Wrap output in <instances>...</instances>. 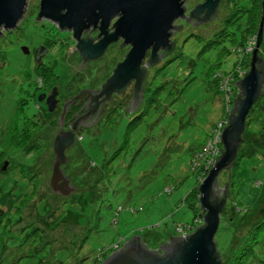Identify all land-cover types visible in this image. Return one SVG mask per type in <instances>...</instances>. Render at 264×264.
<instances>
[{"label": "rangeland", "instance_id": "obj_1", "mask_svg": "<svg viewBox=\"0 0 264 264\" xmlns=\"http://www.w3.org/2000/svg\"><path fill=\"white\" fill-rule=\"evenodd\" d=\"M39 1L27 0L18 26L0 34V264H95L134 235L158 250L169 235L181 236L179 227L202 222L197 204L189 206L188 193L213 164L206 162L209 153L192 167L189 157H203L200 150L207 149L218 123L227 120L224 91L252 58L261 0H221L212 20L194 26V17H186L204 0H183L185 17L174 21L181 27L170 36L174 50L157 66L146 64L150 52L142 61L146 92L140 111L124 117L117 103L121 97L114 96L99 122L79 131L66 150L62 169L74 187L67 196L50 189L55 134L38 118L30 93L46 75L55 73L64 87L72 74L79 88L89 74L68 57L73 44L63 45L66 32L37 22ZM249 22L254 23L250 32L245 30ZM263 35L262 29L257 55L264 62ZM43 43L48 51L38 64L31 54ZM122 58L116 47L110 50L91 71L93 86ZM254 104L244 134L257 140L264 138V92ZM35 138L39 147L29 148ZM253 147L240 149L229 177L223 170L217 175L220 191L227 183L214 236L223 264H264V142Z\"/></svg>", "mask_w": 264, "mask_h": 264}, {"label": "water", "instance_id": "obj_2", "mask_svg": "<svg viewBox=\"0 0 264 264\" xmlns=\"http://www.w3.org/2000/svg\"><path fill=\"white\" fill-rule=\"evenodd\" d=\"M220 1L204 0L201 4L195 5L185 21H190V18L194 17L193 26L205 21L204 18L216 14ZM26 5L27 0H0V34L2 29L12 30L18 26ZM184 11L183 0H40L37 16L56 23L59 28L72 29L73 37L79 40L77 46L87 57L94 58L100 55L110 41L122 37L124 43L130 45V49L107 81L109 89H120L132 79L136 80L135 86H140L146 68L144 65L142 69L141 63L147 52L150 54L146 64L150 65L161 59L162 56L159 54L161 50H171L172 30L181 27L173 23L176 19L185 17ZM201 13L204 15L198 22L196 18ZM115 16H118L115 31L108 34L106 28ZM96 22H100V34L103 37L93 45H90L89 41L83 42L80 39L82 29ZM263 23L264 0H262L261 22L256 45L252 51L250 68L238 82L241 98L235 102L228 124L220 133L223 152L218 159V156L216 157L217 161L215 159L214 165L198 186L200 214L203 215L204 226H199L185 237L169 235V240L179 238V241L165 255H159L157 250L148 248L141 240L128 242L134 237L140 239L139 235H134L123 244L122 248L103 259L101 264H223L217 255L214 240L225 205V198L220 197L217 191L221 189L217 187V175L223 169H228L235 161L242 141L246 116L264 92V70L257 67V64L261 63L257 51L262 41ZM21 48L22 53H28L26 46ZM52 98H54L53 94L46 100L49 111L53 110L55 104ZM38 99L40 100L41 97L38 96ZM75 140V132L63 129L53 138L54 159L49 181L53 193L67 196L74 191L62 165L67 161L66 150L73 146ZM5 165L6 162L3 169ZM221 192L227 193V183L224 184Z\"/></svg>", "mask_w": 264, "mask_h": 264}, {"label": "flooded vegetation", "instance_id": "obj_3", "mask_svg": "<svg viewBox=\"0 0 264 264\" xmlns=\"http://www.w3.org/2000/svg\"><path fill=\"white\" fill-rule=\"evenodd\" d=\"M37 14L35 16L37 22L48 21L58 27L56 23H53L48 19L38 18ZM203 15L204 13L198 15V17L196 18L198 22H200ZM118 16H115L110 20L106 28L108 34H112L115 31V22ZM214 17L215 14L204 19H206L205 21L207 22L212 20ZM99 27L100 22H96L95 24L83 28L80 34V39H82L83 42L89 41L90 45L96 44L103 37V35L100 34L101 32ZM59 29L66 32V34L68 35L67 37H65L63 45L67 44V46L70 47L73 44L72 49H70V51H68L67 53L68 57L72 60V63H78L79 68H87L89 75L87 79L84 78L80 80L83 85L78 88V86H76L77 84L75 83L76 81L72 80L71 78L72 74L66 85L64 87H61V85L57 83L56 80L58 75L53 73L51 78H47V75L45 73L44 75L46 76L43 77V80L46 79V81H40L35 87V93H30V95H32L31 98L34 104L39 108L38 118L44 120L43 122L48 126V131H54V134H56L61 129L65 131L72 130L73 132H75V136H77L79 131H81L83 128H89L99 122L101 113L104 110L103 108L107 104L113 102L116 96L121 97V101L117 103L121 106V108L119 109V113H121V115H123L124 117H129L130 113H137L138 111H140L144 102L146 92L144 90L146 68L139 87L135 86L136 80L132 79L120 89L108 88L107 81L112 76L115 67L120 61L117 62L113 66V68H111V72L109 73V75L106 78H103L102 82L97 86H93L95 85V83H93V76L91 75L92 70L96 71L97 63L105 62L103 60L106 59L107 54L110 50L116 47L119 51L123 52V58L121 59L123 60L130 49V45L124 43V39L119 36L115 40L110 41L100 55L94 58L87 57L85 56L84 52L81 51L77 46L79 40H76L73 37V30L67 28ZM172 49L174 50V44ZM47 51V45L43 43L39 47L33 48V54H31V56H33L34 60H37L39 62L38 64H40V61L42 60L41 56ZM166 53V50H161L159 52L162 57H164ZM107 64L108 63H105L104 65H106V67H109L107 66ZM141 68L144 69L143 63H141ZM52 94L54 95V98H52V100H55V104L53 110L49 111L46 100L47 97ZM38 96L41 97L40 100L38 99ZM114 108L115 107L113 105L111 108V113L114 111ZM135 117H138V114H135ZM220 193L221 191L218 190V194ZM178 239L179 238H171L169 241L161 244L158 250H155H157L159 255H165L166 253H169L177 244V242L179 241ZM138 240L140 239L134 237L128 242L131 243Z\"/></svg>", "mask_w": 264, "mask_h": 264}, {"label": "trees", "instance_id": "obj_4", "mask_svg": "<svg viewBox=\"0 0 264 264\" xmlns=\"http://www.w3.org/2000/svg\"><path fill=\"white\" fill-rule=\"evenodd\" d=\"M259 3H260V0H259ZM258 7H259V5H258ZM260 8V7H259ZM258 9V8H257ZM260 12H261V14H262V0H261V9H258ZM260 14V15H261ZM254 27V23H252V22H249L248 23V25H247V27L245 26V30L246 31H248V32H250V31H252V28ZM263 33H264V24H263ZM237 34V33H236ZM264 36V35H263ZM210 41H212V40H210ZM247 42V38L245 37V38H243V39H241V41H240V44L241 45H243L244 43H246ZM248 44H249V42H248ZM172 47H173V45H172ZM173 51V49L171 48V50H169V51H167V53L165 54V56L164 57H166V56H169L170 54H171V52ZM250 55L252 56V53H250ZM249 55V56H250ZM164 57H162V58H164ZM260 57V56H259ZM162 58L157 62V63H153L152 65L153 66H157V64L158 63H160V61L162 60ZM260 59H261V63L260 64H257V67L258 68H260V69H262V70H264V62L262 61V58L260 57ZM165 63L167 62V61H164ZM162 63L161 65H159L160 67H158L157 69H156V72L157 71H159L160 69H162L163 68V66L165 65V63ZM246 67H247V69L245 70L246 72L245 73H247V71L249 70V68H250V64H249V62H250V57H248V59H246ZM243 70H244V68H242ZM239 72H240V70L239 71H236V73H235V82H234V85L233 84H231L230 85V87H229V89L228 90H226V91H224V92H226V97H227V102H228V111H227V118L229 119V116L233 113V107H234V104H235V102L239 99V98H241V93H240V89H239V87H238V82L242 79V78H240L239 76ZM214 75V74H213ZM237 79V80H236ZM38 83V82H37ZM152 97V96H151ZM151 97H149V101H151L152 99H151ZM151 99V100H150ZM255 108H257V105L256 104H254L253 106H252V108H251V110L249 111V113H248V115L246 116V120H245V127H244V129L246 128V126H247V124H248V121L251 119V115H252V113L256 110ZM24 118H26V116H24ZM26 120H28V119H26ZM42 121H44V120H42ZM25 122V121H24ZM28 122H30V123H33L32 121H29L28 120ZM27 122V123H28ZM34 123H38V121L37 122H34ZM21 128H23V127H21ZM26 128V127H25ZM32 132H34L33 130H31L29 133H32ZM80 137V136H79ZM256 139L252 136H250V135H247V134H244V131H243V134H242V141H241V145H240V147H239V149H238V152H237V156H236V159H235V161L233 162V164L228 168V169H223V171H226V172H229L230 171V169L232 168V166L233 165H235L236 164V161L237 160H239V152H240V149L241 148H245V144H247V145H250V146H254L253 147V149L255 150L256 149V147H258L260 144H261V142H264V138H258L256 141H255ZM256 142V144L254 145V144H252V142ZM31 144H33L31 147H29V148H38L39 147V144L37 143V138H35L33 141H31ZM258 145V146H257ZM203 151V149H201L200 150V152H202ZM222 152H223V150L221 151V153L219 154V156L217 157V159L220 157V155L222 154ZM206 156V153H204L203 154V157H202V159L204 160L205 157ZM194 156H190L189 157V163H188V165L189 166H191L192 164H193V160H194V158H193ZM196 158V157H195ZM217 159H216V161H217ZM203 160H201V161H203ZM208 172V170H205V174ZM33 175V174H32ZM33 177V176H32ZM196 177L199 179L200 178V176H197L196 175ZM218 191V190H217ZM190 196H191V203L189 204V206L192 208L193 207V205L196 203L197 204V206H198V211H199V213L201 212V208H200V203H199V191H198V186L197 187H195L194 189H192L189 193H188ZM219 196L220 197H224L225 198V202H226V197H227V193L225 192H223L221 195L219 194ZM194 203V204H193ZM4 214V210H3V208H1L0 207V216H2ZM201 219H202V222H201V224H199L200 226H204V222H203V215L202 214H200V215H198ZM220 219H221V215H220ZM195 226H193V230L194 229H196V228H198L199 227V225H197L196 223L194 224ZM217 255H218V257H219V254H218V251H217ZM242 255V253H240V256ZM239 256V257H240Z\"/></svg>", "mask_w": 264, "mask_h": 264}, {"label": "built area", "instance_id": "obj_5", "mask_svg": "<svg viewBox=\"0 0 264 264\" xmlns=\"http://www.w3.org/2000/svg\"><path fill=\"white\" fill-rule=\"evenodd\" d=\"M248 48L249 49L252 48L251 44H248ZM239 70H240V72H239L240 76L239 77L242 78L246 74L245 73L246 71L243 70L242 68H240ZM239 70H237V71H239ZM227 124H228V118H227V120H223V121L218 123L217 129L214 132H212V135L210 137V140H209L210 144L208 143L209 146L207 147V149L205 147V149L202 152H200L202 154L206 153L207 156H208V153H209V158L206 160V162L208 164H213L214 165L216 157L219 156V154L221 153L220 149L223 150V144L220 141V133L222 132V129ZM193 158H194V160H193V164L191 165V167L197 165L199 163L198 161L201 162V160H203L202 156H200L199 154L195 155ZM204 158H206V157H204ZM192 228H193V226L186 227L185 229H181V227H179L178 231L181 233V236L185 237L187 234H189V233H191V232H193L195 230V229L193 230ZM101 262L102 261L100 259H98L95 264H101Z\"/></svg>", "mask_w": 264, "mask_h": 264}]
</instances>
